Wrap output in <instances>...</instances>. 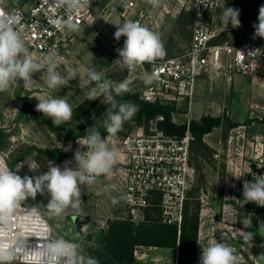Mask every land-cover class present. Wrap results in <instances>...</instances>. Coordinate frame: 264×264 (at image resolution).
I'll return each instance as SVG.
<instances>
[{"label": "rangeland", "instance_id": "obj_1", "mask_svg": "<svg viewBox=\"0 0 264 264\" xmlns=\"http://www.w3.org/2000/svg\"><path fill=\"white\" fill-rule=\"evenodd\" d=\"M124 1L115 0L113 3V0H95L94 25L81 26L80 31L75 32L73 43L64 53L63 59L59 60L62 70L78 68L81 74L84 69L103 70L106 79L122 81L123 67L113 59L109 62L111 52L106 44L115 51L122 48L126 38L121 37L119 41L114 39L117 26L134 19L141 9L146 12L143 26L161 36L166 49L163 58L189 49L192 34L189 33L188 24L179 23L178 17L185 7L189 8L190 0H160L159 6L155 8L147 0H128L135 6L128 11ZM257 18L253 17L246 22L240 20V27L233 28L229 24L224 30L219 15L215 24L214 42L236 45L252 38L255 32L253 24L258 23ZM255 39L264 47V38ZM45 80L46 73H36L30 86H23L21 81V85H13L9 91L0 92V153L7 155L9 164L15 162L12 170L20 168L17 174L21 177L47 172L48 161L60 166L65 161H70L69 166L75 167L74 153L78 147H83L81 138L88 134L87 130L95 127L99 132L106 131L104 120L110 105L101 101L85 116L78 119L73 116L70 122L64 124L75 135H79L71 140L66 139V132L63 130L52 131L43 122V117L48 118L47 116L22 114L25 102L36 107L39 102L36 97H63L73 111L86 100L84 92L78 87V78L60 90L48 89ZM133 95L137 94L130 88L128 93L116 96L115 101L135 104L131 98ZM178 107L174 119L179 123L188 119L199 120L205 115L225 116L233 123H238V126L230 130L226 124L215 128L204 136L203 145L195 143L191 148L193 176L188 201L200 203L196 264H199L201 246L206 247L216 241L233 248L240 257V264H264V258L259 257L264 254V247L260 246L264 244V228H259L264 223V209L252 202L245 204L243 199L244 183L251 181L255 175H264V122L261 121L264 117V77L237 75L222 76L217 81L199 80L191 109L183 102ZM146 125L147 123L135 122L129 130L115 136L108 134L103 139L110 148L118 150L117 143L122 136L142 131ZM53 154H58L57 162L54 161ZM19 156L21 158L17 159ZM32 164L40 167L36 171H30L28 165ZM121 166L118 160L110 174L98 177L90 186H81L83 203L79 215L69 210L68 215L63 217H49L46 210L48 197L40 194H37L35 200L29 198L26 202L37 206L47 219L53 228V238L63 237L81 245L84 255L96 258L99 264H103L100 255L104 253L102 242L108 230V221L128 220L135 226H141L146 223V213L149 211L152 221L163 224L160 209L155 206L145 210L137 220H130L127 206L114 189L115 174L120 171ZM113 197L117 198L118 203H112ZM249 214H254L252 226L243 229L240 222ZM75 216L90 218L81 227V231L76 229L73 221ZM237 229L255 233L254 246L250 251ZM134 256L136 264H178L179 249L137 246Z\"/></svg>", "mask_w": 264, "mask_h": 264}, {"label": "clouds", "instance_id": "obj_2", "mask_svg": "<svg viewBox=\"0 0 264 264\" xmlns=\"http://www.w3.org/2000/svg\"><path fill=\"white\" fill-rule=\"evenodd\" d=\"M147 2L154 8L160 4V0ZM44 4L51 13L46 17L50 28L78 32V18L89 9L91 0H44ZM199 4L209 7L206 0H201ZM239 16L240 9L225 6L220 15L224 30L229 24L233 28L240 27ZM257 19L258 23L253 24V39L264 38V5L259 8ZM121 37L126 39L123 47L116 51L123 70L126 69L128 73L166 55L160 34L139 22L128 20L122 26H117L114 39L119 41ZM59 60V53L55 50L39 60L33 58L21 14L10 13L7 11V0H0V92L9 91L13 85H21V81L23 86H30L36 73H46V86L52 90L68 87L70 81L78 78V87L84 92L86 100L102 98L101 103L110 105L106 111L104 128L109 135L115 136L138 111V106L132 102L115 101L116 96L130 91L128 79L120 82L106 79L103 70L96 69H84L83 74L78 68L62 70ZM155 79V72L145 73L143 82L147 85ZM36 98L39 102L35 110L50 118L55 126L59 127L73 119V108L63 97ZM86 133L81 138L83 147L77 141L80 147L74 153L75 167L69 166L70 161H65L63 166L48 161L47 172L21 177L17 174L20 168L13 171L6 162L0 160V264H16L17 261L19 264H99L96 258L83 254L81 245L63 237L50 238V228H33L32 222L41 216L39 209L37 206L22 207L26 200H35L40 194L48 197L46 210L49 217H63L68 215L69 210L77 215L81 213V186H90L98 177L110 174L119 160V151L109 147L99 130L91 127ZM28 166L30 171L40 167L35 164ZM243 199L245 204L252 202L264 207V175H255L251 181L244 183ZM112 203H118L117 198L113 197ZM252 215H247L240 222L243 229L252 226ZM21 223L24 224L23 228ZM259 228H264V223ZM243 229L237 231L250 251L254 246L255 233ZM31 237L36 238L34 247L29 245ZM260 246L264 247V244ZM201 248L199 264H240V257L233 248L220 241ZM259 257L264 258V254Z\"/></svg>", "mask_w": 264, "mask_h": 264}, {"label": "built area", "instance_id": "obj_3", "mask_svg": "<svg viewBox=\"0 0 264 264\" xmlns=\"http://www.w3.org/2000/svg\"><path fill=\"white\" fill-rule=\"evenodd\" d=\"M200 2L190 0L189 8L185 7L193 14L188 50L175 56L158 58L151 64L145 63L131 73L122 69V80L127 78L129 87L142 100L178 105L183 102L190 110L199 80L217 81L222 76L237 75L264 77L262 44L253 37L236 45L215 43V24L225 7L224 0H206L209 7ZM94 4L95 0H91L89 9L78 18L80 27H93ZM124 4L126 11L135 7L128 0ZM7 11L21 14L34 59L39 60L51 50L57 51L60 60L63 59L75 39V32L50 28L46 17L51 13L44 0H7ZM144 17L146 12L141 9L131 20L143 25ZM106 45L113 60L121 64L118 53ZM153 72L156 79L146 85L143 82L145 73ZM163 120L164 117L159 115L151 119L142 131L131 132L119 139L117 148L122 166L115 174L114 189L127 206L131 221L155 206L160 209L163 224L176 226L180 233L193 176L191 145L194 137L190 132L191 119L187 120V131L182 137L165 134L159 128ZM0 160L11 169L7 155L0 153ZM22 207L31 208L33 205L25 201ZM20 226L23 228L24 224ZM32 227L40 230L50 228V238H53V228L42 213L32 222ZM29 245H36L35 237L29 239Z\"/></svg>", "mask_w": 264, "mask_h": 264}, {"label": "trees", "instance_id": "obj_4", "mask_svg": "<svg viewBox=\"0 0 264 264\" xmlns=\"http://www.w3.org/2000/svg\"><path fill=\"white\" fill-rule=\"evenodd\" d=\"M226 7L240 9V20L246 22L253 17H258L259 8L264 5V0H224ZM178 22L187 23L189 33L192 34L193 14L186 9L182 10ZM113 58H110V61ZM132 100L138 106V111L134 117L126 121L121 134L125 130H129L135 122L149 123L151 119L159 115L164 117V120L159 123V128L167 135L182 137L187 131V121L177 122L174 117L178 113L179 107L177 103H150L142 100L138 95H133ZM102 98L95 101L84 100L74 111V118H81L89 113ZM36 107L28 102H25L22 107V114H42L35 110ZM264 122V117L261 119ZM43 122L48 124L52 131L63 130L66 132V139L71 140L77 138L74 132L67 126H55L52 121L43 117ZM226 124L230 130L238 123H233L225 116L205 115L201 119H193L190 123V132L194 137L192 145L195 143L202 144L205 135L210 134L215 128ZM101 137L105 138L108 133L100 132ZM191 145V148H192ZM206 146V145H204ZM19 156L17 159H20ZM15 162L10 164L13 169ZM264 209V207H262ZM158 211V209H154ZM151 221V223H150ZM153 222V223H152ZM200 225V203L189 202L185 203L184 217L181 227V232H178L176 226H170L152 221L151 213H146V223L141 226H135L134 223L128 220L112 219L108 221V230L103 238L104 253L100 255L103 264H136L134 250L137 246H153L160 248H177L179 249L178 264H196L198 250V231Z\"/></svg>", "mask_w": 264, "mask_h": 264}, {"label": "water", "instance_id": "obj_5", "mask_svg": "<svg viewBox=\"0 0 264 264\" xmlns=\"http://www.w3.org/2000/svg\"><path fill=\"white\" fill-rule=\"evenodd\" d=\"M53 159L55 162L58 161V154H53ZM73 221L76 225V229L77 231H81V227L86 224L87 222L90 221V218L89 217H80V216H75L73 217Z\"/></svg>", "mask_w": 264, "mask_h": 264}, {"label": "flooded vegetation", "instance_id": "obj_6", "mask_svg": "<svg viewBox=\"0 0 264 264\" xmlns=\"http://www.w3.org/2000/svg\"><path fill=\"white\" fill-rule=\"evenodd\" d=\"M85 225V224H84Z\"/></svg>", "mask_w": 264, "mask_h": 264}]
</instances>
